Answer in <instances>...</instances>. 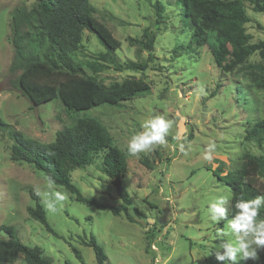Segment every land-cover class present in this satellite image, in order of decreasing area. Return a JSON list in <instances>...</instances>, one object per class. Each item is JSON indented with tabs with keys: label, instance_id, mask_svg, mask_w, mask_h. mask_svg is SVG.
I'll list each match as a JSON object with an SVG mask.
<instances>
[{
	"label": "rangeland",
	"instance_id": "374dc122",
	"mask_svg": "<svg viewBox=\"0 0 264 264\" xmlns=\"http://www.w3.org/2000/svg\"><path fill=\"white\" fill-rule=\"evenodd\" d=\"M90 2L97 9L95 18L111 30L120 49L114 53V61L103 60L105 47L85 31L78 57L82 63L94 65L86 71L104 84L126 78L150 84L148 91L120 106L105 105L79 116L98 120L114 145L127 155L123 184L132 200L134 223L123 214L116 216L108 209L76 201L64 187L53 184L50 188L46 177L32 165L11 160L14 141L8 130L0 129V238L39 248L54 264H98L94 249L88 246L91 237L103 249L108 264H222L215 253L227 239L218 231L227 220L211 221L206 209L213 196H230L227 219H231L232 192L214 171L221 166L223 170L217 174L222 178L240 169L246 155H264V145L245 140L248 129L264 120V92L251 81L247 66L224 73L207 45L191 43L192 30L182 20L176 0ZM33 3L0 0V119L25 138L46 145L73 121L57 99L32 108L13 89L15 77L9 71L14 53L12 13L21 5L30 9ZM158 3L164 7L161 18L156 15ZM246 10L252 19L246 26L248 34L253 42L264 41V30L258 28L264 26V14L254 13L248 2ZM157 20L160 24H155ZM146 29L156 37L153 62L144 46L135 41L143 39ZM129 62H149V66L145 71L131 70L126 66ZM260 62L259 55H254L248 64ZM161 114L173 121L167 142L129 156L131 136L142 130L145 119ZM210 143H215L216 151L209 161L204 154ZM180 144L185 145V152L179 150ZM72 182L85 198L106 206L122 204L112 180L103 173L100 156L91 166L72 172ZM30 190L41 193L38 197L47 221L59 236L29 216L28 208L34 207ZM56 191L65 199L51 211L45 206L49 197L44 193ZM262 255L264 249H259L258 258ZM10 264L27 263L20 253Z\"/></svg>",
	"mask_w": 264,
	"mask_h": 264
},
{
	"label": "trees",
	"instance_id": "16d2710c",
	"mask_svg": "<svg viewBox=\"0 0 264 264\" xmlns=\"http://www.w3.org/2000/svg\"><path fill=\"white\" fill-rule=\"evenodd\" d=\"M248 2L254 13L264 14V0H176L181 8V18L192 30L191 43L207 45L217 67L224 73L235 72L247 66L251 81L264 92V41L253 42L247 32L252 22L246 10ZM164 7L156 5V15L161 18ZM97 9L90 0H34L30 9L18 6L11 17V43L14 53L9 71L14 75L13 89L27 99L32 108L57 99L65 113L73 121L57 132L51 144H39L0 119V129L8 130L14 144L11 160L32 165L54 185L64 187L75 200L99 209L110 210L134 223L130 214L132 200L124 189L123 178L127 172V155L114 145L108 130L96 119L79 116L102 106L117 107L132 100L137 94L148 91L150 84L143 79L126 78L122 81L104 84L97 75L89 74L78 57L83 48L85 31L93 33L106 49L103 60H113L120 49V42L111 30L95 18ZM155 24H160L157 20ZM264 30V26L258 25ZM155 33L146 29L140 43L153 62ZM259 55L261 62L248 64L249 59ZM149 62L126 64L131 70H147ZM121 68V67H120ZM245 140L259 146L264 145V120L256 122L246 133ZM102 157V170L115 185L122 204L106 206L95 199L85 198L72 182V172L93 164ZM149 167L147 161H142ZM219 168V169H218ZM214 171L232 192L229 217L235 214V203L240 198L251 199L264 195V155H246L237 171L219 177L220 166ZM34 207L28 208L29 216L41 223L45 229L59 236L47 221L45 209L36 192L30 190ZM138 215L144 214L134 208ZM264 217V207L260 210ZM3 227H0V230ZM8 230V228H5ZM88 246L95 252L98 264H108V258L94 237ZM76 255L81 259L79 251ZM24 255L27 264H54L39 248L26 246L17 239L0 238V264L15 262L19 254ZM246 264H264V255Z\"/></svg>",
	"mask_w": 264,
	"mask_h": 264
},
{
	"label": "clouds",
	"instance_id": "9594fccd",
	"mask_svg": "<svg viewBox=\"0 0 264 264\" xmlns=\"http://www.w3.org/2000/svg\"><path fill=\"white\" fill-rule=\"evenodd\" d=\"M173 121L166 119L163 114L145 119L141 124V131L131 136L127 144L129 156H138L140 153L148 152L154 145L165 144L166 136L172 127ZM179 150L185 152V145L180 144ZM216 151L215 143H210L204 154L205 160H212ZM54 181L49 178V187ZM37 195H41L38 191ZM45 206L56 210V204L65 199L61 192L44 193ZM230 196H213L207 204L206 213L213 222L227 220L222 229H218L225 237L219 244L215 253L216 259L222 264H241L242 261L258 259V250L264 249V218L260 216V210L264 207V195H257L251 199L240 198L235 203V214L231 219L228 217Z\"/></svg>",
	"mask_w": 264,
	"mask_h": 264
}]
</instances>
